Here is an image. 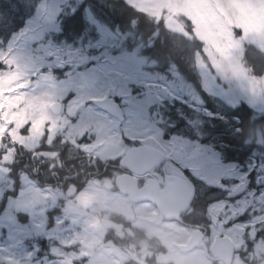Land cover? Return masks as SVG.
Masks as SVG:
<instances>
[{"label":"rangeland","instance_id":"obj_1","mask_svg":"<svg viewBox=\"0 0 264 264\" xmlns=\"http://www.w3.org/2000/svg\"><path fill=\"white\" fill-rule=\"evenodd\" d=\"M123 1L149 21H162L182 47L193 81L172 60L163 67L142 54L156 34L145 41L124 34L93 0H0V24L10 26L0 30V264H121L127 257L150 259L152 252L155 264H215L207 245L179 250L191 229L159 223L148 203L133 206L96 181L67 201L58 188L43 191L27 174L14 186L8 174V143L21 144L53 170L60 157L114 159L123 138L146 142L188 170L217 217L215 225L208 223V249L225 236L234 244L232 264H264V120L252 121L255 132L245 142L255 146L243 160L246 168L223 162L211 141L221 140L223 112L244 104L257 118L263 115L264 68L253 75L244 50L252 46L264 57V0ZM77 10L83 31L67 39L61 19ZM103 97L120 104L123 121L94 105ZM54 101L59 114L50 111ZM54 207L60 212L49 214ZM116 215L129 221L124 232L143 227L147 238L124 242L123 250L106 241L100 220ZM117 236L122 233L109 238Z\"/></svg>","mask_w":264,"mask_h":264},{"label":"trees","instance_id":"obj_2","mask_svg":"<svg viewBox=\"0 0 264 264\" xmlns=\"http://www.w3.org/2000/svg\"><path fill=\"white\" fill-rule=\"evenodd\" d=\"M97 2L98 7L103 10V13L107 15L110 21L124 34H133L136 37L139 36L142 41L146 39H152V45L147 48H142L141 52L143 55L148 56L152 59H158V62L164 67L166 65V60H172L173 64L179 67H185L186 65L182 62V57H184V51L182 47L179 48L178 45L171 40V37L167 34L165 26L162 21L153 23L149 21L147 16L134 8L128 6L123 0H93ZM181 21L187 25V21L181 18ZM61 35L67 39L75 38L83 31V17L80 10H77L74 14L69 15L61 19ZM198 46V44H196ZM244 63L247 69H249L255 75H258L262 67L264 68V57H262L252 46H245L244 50ZM233 116L240 118V122L234 127H239L241 132L236 134L233 138L228 139L227 134H223L226 143L235 148L234 150H228L229 158H237V162H241L240 158L244 155L243 150H237L240 147V143L245 137L246 131L248 129L247 124L249 123L251 117V111L248 107L241 105L233 113ZM264 119V114H263ZM234 127L232 129H234ZM232 140V141H229ZM241 148V147H240ZM247 148V146H246ZM228 160L227 156H225ZM240 159V160H239ZM24 161V162H23ZM23 167H25L30 173L32 168L31 160L24 155L22 157ZM61 170L58 172L61 177L67 175L71 177L72 181L74 176L77 178H85L87 172H95L99 174L104 173L106 170L113 168L112 163L100 162L97 160L89 159L87 156H75L71 158H61ZM29 166V168H28ZM70 180V178H69ZM205 200L200 199L195 206L203 207ZM204 207L201 209L203 210ZM196 211H199L197 209ZM133 264V263H131Z\"/></svg>","mask_w":264,"mask_h":264},{"label":"flooded vegetation","instance_id":"obj_3","mask_svg":"<svg viewBox=\"0 0 264 264\" xmlns=\"http://www.w3.org/2000/svg\"><path fill=\"white\" fill-rule=\"evenodd\" d=\"M9 10V9H8ZM5 16H8V14H5ZM9 25L8 22H4L0 24V30L2 29H9ZM2 44V43H0ZM1 48V45H0ZM194 95H191L190 97V101L195 103V97H193ZM197 97V96H196ZM198 99V98H197ZM199 101V100H198ZM200 102V101H199ZM219 121V120H218ZM222 125L223 127L227 126L229 128L232 127V122H231V118L226 117L225 120H222ZM230 132V129L228 130ZM223 137V135H222ZM234 139V135L232 136ZM221 138V137H220ZM224 138V137H223ZM222 139V138H221ZM202 143V140H199ZM214 143H218V141H222L225 142V140H211ZM232 141V140H229ZM229 144V143H228ZM146 146L147 149L150 150H155V151H160V158L159 160L156 162V159H152L150 156H146L143 157V160L140 161L142 163L139 162H135L134 160H125V167L121 166V159L124 158L126 156V154L139 146ZM121 155L119 156V158H117V163H116V169H118L119 171H117L116 173L112 172V171H105L103 174H98L94 177H90L89 181H96L97 183H99L102 187L107 188V189H116V177L119 175H128L127 180L128 182L126 183L127 187H130V182L133 183V185L136 186V188L141 189L142 187H144L148 181H153L154 184H156L158 186L159 189H162L164 186H166L167 184L171 183V182H175V181H182L189 179L193 185H194V181L190 178V174L188 172V170L186 168H182L180 167L172 158L170 154H164L161 150L150 146L148 143L146 142H139L138 140H136V138H131V139H127V138H123L122 139V143H121ZM25 152H27V150L22 149V151H18L16 148L15 150L12 152V161H11V165L9 167V170L12 172L14 171V173L16 174V178L12 177V182L14 183V186L18 185L19 183V176L20 174H22L21 170H25L23 167V162H22V157L26 154H24ZM27 156V155H26ZM30 156V155H29ZM39 159L36 157V161L39 162L36 164V172L37 174L40 176L43 172H42V161H38ZM148 167V169L142 173H139V171H141L143 168ZM93 171H89L87 172L88 176H92ZM133 179H132V178ZM71 179V177H69ZM84 179V178H83ZM74 180L75 182H81L82 178L79 177L77 178V176H74ZM179 192V197L182 198L184 197V189H178ZM203 197L202 194L199 193L198 188L195 186L194 191H192L190 193V199H189V204L187 205V207H185L183 210H187L189 208V206L195 201L196 203ZM140 203H148L150 205V208H152L153 210H155L157 212V216L160 214L158 211V207L155 206L153 203L151 202H140ZM133 204V203H132ZM139 204V203H137ZM180 204H175L173 205L170 209H165L164 213H162L161 215V219L164 221H174V222H178L180 226L186 227V228H190L192 233H194L197 230H203L205 232H207V234L209 233L208 227H205L202 225V221L204 219V217L201 218V221L198 220H193L191 219V222H187L186 218H182V219H173L171 217L168 216V214L174 210L175 208H179ZM181 214V213H180ZM179 214V217H180ZM116 219H119L116 218ZM176 220V221H175ZM121 223L123 224L124 228L126 229V227H129V222H125V221H121Z\"/></svg>","mask_w":264,"mask_h":264},{"label":"water","instance_id":"obj_4","mask_svg":"<svg viewBox=\"0 0 264 264\" xmlns=\"http://www.w3.org/2000/svg\"><path fill=\"white\" fill-rule=\"evenodd\" d=\"M95 104L102 110L107 111L108 113L118 117L119 119H122V111L119 108V106L113 102L111 98H103L100 100H96ZM51 110L57 114L60 112V105L58 103H53L51 105ZM147 152L146 148H139L134 150L130 154V158L132 159H141L143 154ZM152 153L151 151H148ZM153 154V153H152ZM148 168H144L140 171V173ZM124 179H119V184H124ZM122 189V187H120ZM177 184H169L164 189L158 190L157 187L154 185H150V189L147 187L144 188L141 191H135L130 190L128 192L131 195V199L134 201H140V200H151L155 204H157L159 207L163 209L170 208L174 203H176L178 198V191H177ZM213 222H215V219H213ZM105 227H116L117 230L121 229V226H116L114 223L108 220L103 221ZM201 240V235L198 236L197 234L194 235L193 238H191L186 246H181L182 250H189L196 246L198 242ZM211 252L214 256H216L220 261L225 262V264H229L230 260L232 258L233 254V245L231 241L226 237H220L217 238L211 247Z\"/></svg>","mask_w":264,"mask_h":264}]
</instances>
